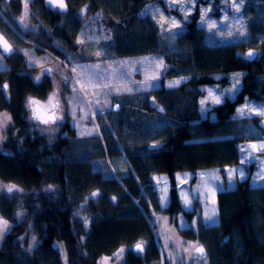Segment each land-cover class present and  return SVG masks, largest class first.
<instances>
[{
	"label": "trees",
	"instance_id": "obj_1",
	"mask_svg": "<svg viewBox=\"0 0 264 264\" xmlns=\"http://www.w3.org/2000/svg\"><path fill=\"white\" fill-rule=\"evenodd\" d=\"M85 1L93 7L85 13L81 10V16L98 12L104 15L106 27L123 31L124 36L116 37L113 44L117 52L156 51L160 43L156 25L136 16L144 5L157 0H71L70 5L76 8ZM201 1L218 9L222 0ZM245 11L264 20V0H249ZM197 19L198 14L192 12L174 38L172 32V44L160 47L166 78L175 72L186 80L171 88L162 84L140 101L123 96L119 109L105 115L114 134L104 133L97 143L98 156H103L104 145L111 160L125 156L126 171L123 175L116 170L118 178L94 169L88 159L68 158L74 136L71 128L65 126V135L59 131L50 138L35 129L36 121L27 118L25 99L29 95L43 98L49 84H36L16 51L18 58L13 62L14 54L2 56L10 68L0 71V89L7 85L0 90V110L10 114L11 122L0 148V182L22 192L0 194V214L12 223L0 245V264H98L122 248L126 255L120 264L160 263L155 233L146 217L149 204L174 224L177 215L192 220L194 212L185 211L178 198L176 173L237 164V145L248 137L235 119L236 108L246 98L264 99V31L258 34H263L260 46H210ZM66 23V28L77 30V24ZM43 33L36 40L37 47L48 46ZM256 35L253 41H258ZM73 43H68L71 50L76 48ZM250 45L254 58L247 60L242 51ZM56 50L52 53L59 54ZM233 71L243 73L235 98L213 106V118H202L198 109L201 87L227 84V75ZM217 74L222 77L215 79ZM152 143L157 146L148 148ZM154 174L168 179L169 201L164 208L153 190ZM243 187L240 184L217 194L218 223L208 225L198 219L192 228L180 230L186 240L203 245L207 264H264V190L250 192ZM80 206H84L82 213ZM20 209L25 218L17 221L15 213ZM29 230L35 236L31 248L27 246ZM55 243L63 244L64 255ZM135 244H142L143 250L127 248Z\"/></svg>",
	"mask_w": 264,
	"mask_h": 264
},
{
	"label": "rangeland",
	"instance_id": "obj_2",
	"mask_svg": "<svg viewBox=\"0 0 264 264\" xmlns=\"http://www.w3.org/2000/svg\"><path fill=\"white\" fill-rule=\"evenodd\" d=\"M27 1L23 0V4L25 5ZM101 1L107 3L108 0ZM247 4L249 0H222L218 9H214L210 3L201 0H157L147 3L140 9L139 17L137 15L136 18L147 17L156 25L160 43H157L156 51L134 55L122 54L115 50L113 46L115 39L124 36L123 31L106 27L103 24L104 15L93 11L82 15L81 20L78 21L73 43L76 48L73 50L63 42H59L58 36L51 34L48 28V32L43 35H46L45 38L53 35L55 43H48L46 38L45 43H48V46L37 47L35 39L42 33L36 32L38 23L34 22L38 20L31 16L28 5L21 14L13 17L5 18L0 9V31L13 45L16 55H20L35 83L40 85L45 81L49 84L50 89L43 98L29 95L25 99V104L27 105L28 99L32 98L42 101L44 108H50V97L53 98V103H57L56 121L48 124H40L36 121L35 129L38 128L50 138L52 133L59 131L65 135L67 133L64 132L65 126L71 128L74 136L71 139L68 158L76 161L88 159L94 169L103 170V174L118 178L116 170L123 175L126 171L125 156L120 154L111 160L105 145L103 156H98L100 149L97 143L102 141L104 133L114 134L105 118L106 113L117 111L120 107L119 100L123 96L140 101L162 84L165 88H171L186 80L185 76L175 72L173 76L166 78L165 59L160 47L172 44L170 37L172 32L174 38V33L180 31L183 21L188 19L192 12L198 14L197 23L208 45L252 43L260 46L259 38L263 34H258L264 31V20L254 17L251 12H246ZM238 5L239 11H237ZM173 22L180 27H173ZM253 33L258 35H256L258 41L256 39L253 41L255 37ZM253 48L252 45L248 46L242 54L252 51ZM54 49H58L59 54L52 53ZM2 56L0 53V71L7 72L10 63ZM15 58L18 57L14 54L11 62ZM46 70H50L47 75H45ZM242 74L233 71L227 75V84L201 87L203 95L198 100V109L202 118H213L210 113L213 106L219 105L226 98H235L241 87ZM214 77L218 79L222 76L217 74ZM237 80L239 84L236 83ZM5 94L8 95V92ZM217 98L221 101L219 104L215 102ZM27 110V118L32 120L31 107L27 106ZM261 112H264V99L246 98L236 108L235 119L240 121L239 125L244 131L242 133L248 137L237 145L239 151L237 164L176 173L178 198L185 211L194 212L192 220L177 215L175 217L177 224H174L171 217L156 210L153 204H149L150 213L148 212L146 217L155 233L160 255L159 264H207L203 245L197 241L186 240L180 235V230L192 228L198 219L208 225L218 223L216 198L220 191L236 188L240 184L250 192L264 190V147H262L264 129L260 124L264 115L259 114ZM2 114L10 116L5 110H0V115ZM143 118L146 119L145 116ZM10 122L11 120L0 126V148L6 126ZM252 145H256V148L253 149ZM155 146L157 145L152 143L148 148ZM241 148L245 151L241 152ZM241 160L244 162L241 163ZM240 169L243 170V176ZM152 178L157 201L160 208H164L167 206L170 187L168 179L164 174H154ZM8 188L13 190L9 192ZM46 188L52 189L49 185ZM21 192V189L15 185L0 182V194L17 196ZM142 193L149 202V196L145 192ZM83 209L84 206H80L78 212L82 213ZM15 217L20 221L25 218V213L21 209L16 210ZM208 217L212 219L209 220ZM11 226L12 223L0 214V245ZM28 234L27 246L31 248L35 236L30 230ZM55 245L64 255L63 244L55 243ZM197 248H203V253L196 251ZM125 255L126 248H122L106 261L105 258H101L98 264H120Z\"/></svg>",
	"mask_w": 264,
	"mask_h": 264
},
{
	"label": "flooded vegetation",
	"instance_id": "obj_3",
	"mask_svg": "<svg viewBox=\"0 0 264 264\" xmlns=\"http://www.w3.org/2000/svg\"><path fill=\"white\" fill-rule=\"evenodd\" d=\"M70 1L71 0H65L66 10L64 11L60 10L58 7L51 8L45 0H28L25 5L23 4V0H0V9L3 12L4 17L6 18L8 16L13 17L14 15L21 14L24 10V7L28 5L29 10L31 12V16H33L34 19L38 20L34 22V23H38V26L36 27L37 28L36 32L38 31H40L39 33H43L44 31L48 32L47 31L48 28L51 34H56V32L59 33L58 41L63 42L68 47H70L68 43L74 42L75 32L71 29L66 28L67 26L66 21H70L72 24H77L78 21L81 20V10L85 13L88 9H92L93 7L92 4H89L87 1H85L79 3L78 6L74 8V6L70 5ZM64 18L65 20L63 21ZM62 34H63V38L67 40V43H65L62 39H60L62 37L61 36ZM66 36L67 39L65 38ZM37 37L39 38V34ZM37 37L35 40L38 39ZM49 37H50L49 40H52V43H55L54 39H52L53 35ZM49 40L46 41L48 42ZM38 102H41L42 104V101H38ZM55 104H56L55 108L45 107V109L48 111H54L56 114L57 103ZM56 119H57V114H56Z\"/></svg>",
	"mask_w": 264,
	"mask_h": 264
},
{
	"label": "snow or ice",
	"instance_id": "obj_4",
	"mask_svg": "<svg viewBox=\"0 0 264 264\" xmlns=\"http://www.w3.org/2000/svg\"><path fill=\"white\" fill-rule=\"evenodd\" d=\"M237 11H239V5L237 6ZM173 27H177V28H178V27H180V25H179V24H176L175 22H173ZM0 40H2V38H0ZM5 48L7 49V45H6V44H5ZM247 55H248L249 57H251V56L254 55V53L249 52ZM49 71H50V70H46V71H45V75L49 74ZM36 79L38 80L39 78H36ZM236 83L239 84V81L237 80ZM6 88H7V85H4V86H3V89H6ZM3 89H0V90H3ZM215 102H216L217 104H219L221 101L219 100V98H217ZM201 103H203V101H202ZM27 106L32 108V110H33V116H34L36 119H40V120H42V122H43L44 124H48L50 119H51V120H55V118H56L54 113H53V116H52V117H49V118H47V119H45L43 116H41V115H40L41 106H40V104H39L38 101H36V100H34V99H32V98H29V99H28ZM49 106H51L52 108H55V107H56V104L53 103V98H51V97L49 98ZM116 107L118 108L119 105H117ZM259 114L264 115V112H261V113H259ZM10 120H11V117L8 116L7 114H2V115H0V126H3L7 121H10ZM251 147H252L253 149H255V148H256V145H252ZM262 147H264V146H262ZM240 151L243 152V151H245V149H244V148H241ZM243 162H244V161L241 160V163H243ZM239 171H240L241 175L243 176V170L240 169ZM12 190H13L12 188H8V191H9V192H11ZM96 195H97V193H93V196H96ZM113 199H114V198H113ZM207 219L211 220L212 218H211V217H208ZM136 250L142 251V250H143L142 245H139V244H138V245L136 246ZM196 251H198V252H200V253H203L204 250H203V248H197ZM107 259H108V258H105V261H106Z\"/></svg>",
	"mask_w": 264,
	"mask_h": 264
},
{
	"label": "water",
	"instance_id": "obj_5",
	"mask_svg": "<svg viewBox=\"0 0 264 264\" xmlns=\"http://www.w3.org/2000/svg\"><path fill=\"white\" fill-rule=\"evenodd\" d=\"M47 2V4L51 7V8H55V7H58L60 10H65L66 9V4H65V0H45ZM0 38H2V40H0V53L3 55V56H11L15 53V49L13 47V45L8 41V39L0 32ZM5 44L7 45V49L5 48ZM249 52H252L253 51H248L246 52V55H245V58L247 60H252L254 58V55L249 57L247 54ZM40 106H41V110H40V115L43 116L45 119L49 118V117H52L53 116V113L55 114L54 111H48L44 108V106L41 104V102H39ZM31 111H32V118L34 120H36L38 123L40 124H44L42 122V120L40 119H36L34 116H33V110L31 108ZM55 117H56V114H55ZM56 120V118H55ZM55 120H49L50 123H53L55 122ZM261 125L264 127V118L261 120ZM138 244H135L133 247H132V251L133 252H140L139 250H136V246ZM139 245H142V244H139ZM142 248H143V245H142Z\"/></svg>",
	"mask_w": 264,
	"mask_h": 264
},
{
	"label": "bare ground",
	"instance_id": "obj_6",
	"mask_svg": "<svg viewBox=\"0 0 264 264\" xmlns=\"http://www.w3.org/2000/svg\"><path fill=\"white\" fill-rule=\"evenodd\" d=\"M65 10H66V9H65ZM44 37H45V36H44ZM46 38H48V40L50 39V37H48V36H47ZM52 39H53V38H52ZM48 42H52V40H49ZM47 44H48V43H47ZM177 190H178V189H177ZM168 201H169V195H168V200H167V202H166L167 205H168Z\"/></svg>",
	"mask_w": 264,
	"mask_h": 264
}]
</instances>
